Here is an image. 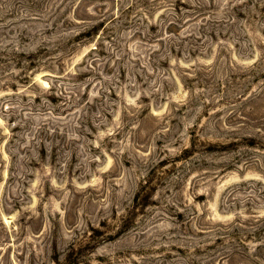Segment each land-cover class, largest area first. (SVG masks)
Returning <instances> with one entry per match:
<instances>
[{
    "label": "rangeland",
    "instance_id": "obj_1",
    "mask_svg": "<svg viewBox=\"0 0 264 264\" xmlns=\"http://www.w3.org/2000/svg\"><path fill=\"white\" fill-rule=\"evenodd\" d=\"M0 264H264V0H0Z\"/></svg>",
    "mask_w": 264,
    "mask_h": 264
}]
</instances>
